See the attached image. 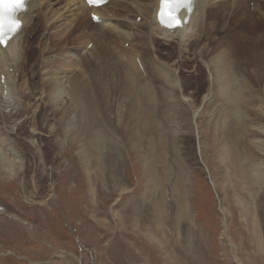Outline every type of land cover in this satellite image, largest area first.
<instances>
[{
	"label": "rangeland",
	"instance_id": "1",
	"mask_svg": "<svg viewBox=\"0 0 264 264\" xmlns=\"http://www.w3.org/2000/svg\"><path fill=\"white\" fill-rule=\"evenodd\" d=\"M247 11L251 20L264 17L263 10L251 2L244 12L237 10L235 21L243 13L247 18ZM136 15L134 13L130 19L133 21ZM88 21L86 16L82 26L84 34L75 32L74 42L63 41L66 31L56 36L50 34L56 49L49 40L46 43L49 51L44 56L59 55V68H69L71 62L82 60L79 56H87L93 48H84L86 40L95 45L93 40L85 37V32L94 31ZM211 21L214 22L212 30L209 29L200 42L188 45L187 50H183L176 40L163 42L156 37L152 38L150 46L146 45L149 49L141 48L137 40H127L125 44L120 41L115 51L107 55V51L99 46L98 51L92 53L97 55L99 52L98 61L87 63L84 83L88 86H85V93L82 91L83 100L87 101L84 105L93 111V121L87 119L84 123L75 117L70 136L64 138L56 131L48 137L47 129H43V135L33 137L31 142L25 137L30 131V119L22 124L17 122L18 126L12 131L13 138L26 140L29 144L23 145L26 155L23 180L14 178L0 183V264H264V178L253 190L257 198L255 210H252L255 220L242 214L249 208L247 202H243L244 210L225 200L224 192L215 187L219 183L218 170L210 163L212 153H204V149L214 137L216 142L222 137L227 139L226 127L221 128L224 121L219 111L223 101L213 86V74L206 66L209 58L200 59L195 55L202 45L215 54V50H221L228 42V54L234 63H239L231 70L235 77L234 89L246 98L251 97L256 107L264 108V45L261 44L264 24L261 21L256 25L249 21H236L235 24L232 18L226 28L222 26L225 19L219 17ZM37 25L34 34L29 36V45L35 46L38 39L40 21ZM115 42H111L112 47H116ZM131 47L137 51L143 71L133 66L136 72L131 69L129 77L133 80L129 81L120 59L124 60L127 52L132 53ZM152 61L155 62L151 66ZM77 70L75 68L73 72ZM158 71L164 72L163 75L156 76ZM170 79L177 82L180 90L172 83L169 85ZM127 82L138 84L139 88L150 87L151 102L155 106L153 122L146 120L147 104H144L139 119L129 112L128 104L133 98L131 93L130 96L125 94ZM182 96L183 100L187 99L185 103L181 101ZM29 103H34V107L38 104L31 100ZM39 104L37 118L41 122L46 118L47 110ZM245 109L254 114L253 109ZM20 124L22 127L19 128ZM87 124L93 125V133L101 136L98 140L95 135L87 140V130L84 131L88 129ZM256 135L264 142L263 135ZM79 142L86 146L84 155L93 156L95 162L97 157L103 166L95 163L92 170H86L78 155ZM150 146L157 154L160 148L161 162L166 165L171 182L178 169L189 177L187 201L191 219L177 223L174 202L177 196L172 195L171 190L174 183H167L169 187H165L160 196L161 167L145 165L143 161ZM185 152L191 156L185 157ZM258 153L262 156L257 155L255 159L264 160V152ZM201 154L203 156H199ZM38 155L43 160H37ZM195 156L199 162L194 160ZM262 168L259 173L264 177ZM85 173L89 174V181ZM148 183L159 185V190L149 193L146 190ZM52 191L54 197L49 196ZM161 199L166 205L163 212L158 213L157 205H161ZM223 219L228 226L229 243L221 239Z\"/></svg>",
	"mask_w": 264,
	"mask_h": 264
},
{
	"label": "bare ground",
	"instance_id": "2",
	"mask_svg": "<svg viewBox=\"0 0 264 264\" xmlns=\"http://www.w3.org/2000/svg\"><path fill=\"white\" fill-rule=\"evenodd\" d=\"M158 2L159 0H108V3L105 6L98 9H91L88 8L82 0H29L27 4V11L23 13V24L19 32L9 45L5 46V48H0V179L5 178V180H0V183L6 180H13L14 178L23 180L22 169H26V165L24 164L26 155L24 153L23 145L27 144L28 141H16V138H13L15 135L12 131L18 126V121H21L22 124L30 119V131L28 132V136H25L29 138L30 141L35 136L43 135L41 133L43 132V129H47L48 137L51 136V133L55 134L56 131H59V134L64 138L70 136L74 128L71 127V123L75 117L78 120H84V123H86L85 120L87 119L93 121V111L90 109L88 110V106L86 105V107L84 105L87 101L84 102L82 91L85 93V88L88 86L84 83L87 79L85 76L87 72V63H95L98 61L99 52L97 55H92V53L93 51L96 53L99 46H102L101 49H105L108 55L109 52L111 54L115 51L120 41L124 42L125 40L126 42L129 39L130 42L137 40V45L139 44V46L143 49H149L146 45L150 46L152 38L156 37L161 39L163 42L176 40L180 45H182L183 48H181L183 50H187L188 45L190 46L192 42L193 44L194 42H200L201 39L207 35L208 30H212L214 22H210V19L215 20V18L219 17L221 20L225 19L226 23L222 26L226 28H229L228 24L232 18L235 24L237 23L236 21H242L243 23L249 21L251 25H256L258 23L257 21H261L264 24V17L260 16L255 18V21L251 20L252 17L248 11L246 14L247 18L244 17L245 14L243 13L244 15L240 14L239 18L235 21L237 10H242L244 12V10H246V5L250 2H254V5L259 8L260 11L262 9L264 14V0H196L193 13L189 18L186 29L183 31L179 28L166 30L160 27L155 20ZM91 11L100 16L101 24H94L91 21ZM257 12L259 13V11ZM134 13H137V15L134 16L132 21L130 18ZM86 16L89 19V25L94 29V31L91 33L85 32V37L93 40L95 45L92 46L93 48L89 52L87 51V56L85 54H81L79 56L80 59L84 61V65L82 64V60H80L74 63L71 62V65L69 64V68H65L64 66L59 68V55L50 56V58H46L44 56V53L49 51L46 48V43H48L49 40L50 42L52 41V48L56 49L52 40L53 37L51 39L49 38V35L61 34L66 31L63 41L71 40L74 42L75 32L79 31L82 32L81 34H84L82 26L85 22ZM138 16H140L141 19L139 23H136L135 19ZM230 16L232 18L229 19ZM39 21L41 23V31L40 34H38L35 46L32 44L31 46L29 45V42L31 41L29 36L34 34L35 27L38 26L37 24ZM239 26H242L241 23ZM126 27H129V29L126 30ZM233 28L235 29V27ZM55 30L56 32L52 33ZM44 36H46L44 40L45 42L42 43ZM261 41V44L264 45V35ZM59 42L60 41L58 39L57 43ZM89 42L90 40H86L85 49ZM111 42H115L114 45L116 47H112ZM219 42L220 40L215 43L219 44ZM228 46L229 43L227 42L226 45L221 47V50H215L216 53L211 54L209 53L208 48L202 45L198 47L199 50L195 53V55L200 59L209 58H207L208 61L206 62V66L213 74V86L218 92V97L223 101L221 102L223 106L219 111L222 113L220 117H222V120L224 121L221 128L226 127L225 134L227 136V139H223L222 137V140H218V142H216L217 140L215 137L210 139L212 143L207 145L208 147L204 149V153L209 151L212 153L210 154V163L215 165L214 167L218 170L217 177L219 178V183L215 185L212 183L213 181L210 180L211 183L224 192L225 200L231 201L236 206H242L241 208L245 210L243 202H247V206L249 208L246 212H242V214H248L254 219L252 210H255V201L257 198L254 196L253 190L257 187L255 184L258 182L259 185L261 181L263 182L261 179L264 178L262 174L259 173L260 167L262 168V166H264V160L255 159L257 155L262 156L258 153V151L264 152L263 139L257 137L256 135V133H260V136H264V108L256 107L255 103L251 102V97L246 98L242 95V92L234 89L235 87L233 86V81L235 77L231 73V70L233 68L235 69L239 63L233 62V57L228 54ZM37 49L39 51H37ZM130 49L132 53L127 52L128 56H124V60L120 59L122 60L121 65H123V68L125 69L124 73L129 81L133 80L129 77L131 69L134 70L136 66H142L139 58L137 57V51L133 50V47ZM33 54H35V57H33ZM76 54L74 55L75 58ZM66 61L67 59L65 62ZM153 62L155 61L151 62V66L153 65ZM156 65H158L157 62ZM75 68H78L77 72H73ZM155 73L156 76L160 77L164 72L158 71ZM257 75L256 80L260 84L261 80L260 78L258 79ZM175 76L177 77V75ZM33 77L34 80H37L36 82H34ZM259 77H261V74H259ZM168 83L169 85L172 83L176 89L180 90L176 84L177 82L175 83L173 79H170ZM125 88V94L130 96L129 94L131 93V98H133L132 101L131 99L129 100L131 101V103L128 104L129 112L135 114L137 119H139L143 115L142 110L144 104H147L148 108L146 110V120H148L149 123L153 122L155 117V106L151 102L152 94L150 92V87H145V89L142 87L139 88L138 84L127 82ZM207 97L208 95L204 96V99ZM168 98L169 97H167L166 100H168ZM183 99L185 98L182 96L181 101L185 103L187 99ZM30 100L38 102V104H35L36 107L33 106L34 103H29ZM39 103H42V105L45 106L44 109L47 110V114H45L46 118L43 119L45 122L43 120L39 122V119L37 118V115L40 114L38 112V108L40 107ZM132 105H134V108H132ZM240 106L243 107V110L240 109ZM246 107L251 110L253 109L252 113L254 114H249L248 109H245ZM76 112H78L77 116ZM72 114L74 116H72ZM21 124L19 125V128L22 127ZM87 126L88 129H85L84 131L87 130L88 140L92 135H95V133H93V125H85L86 128ZM91 127L92 129H90ZM95 137L98 140L101 136L98 134L95 135ZM84 138H86V136ZM31 142H33V140ZM84 146L83 142L78 143V147L80 148L78 155H80L83 167L86 170H92L95 163L97 165L99 164L98 166H103L102 163L100 164V161H97V157L95 158V162L93 161L94 158L92 159L93 156L84 155L86 154V146ZM148 148L149 149L145 153V156L142 157L145 165L154 164L155 166L159 165L161 167L160 169L163 179L161 180L162 185L160 188V196H163V189L167 187V183H174L171 190L172 195L176 194L177 196L174 198L177 208V223L179 224L183 219H191L192 213L187 201V182L189 177H187L185 173L183 174L181 169H178L173 177L174 182H171L172 178H169L170 173L167 172L166 165L161 162L162 153L160 152V148H158V154L154 151L153 146ZM90 149H92V147ZM189 155L191 156V153L185 152V157H189ZM199 156L203 155L201 154ZM36 158L37 160L40 159V161L43 160V157H40L39 155ZM195 159L197 160L196 156L194 160ZM101 170L102 169L99 170V173ZM85 174L87 180L89 181V174ZM147 186L148 188H146V190L151 194L155 193L160 187L159 185L151 183H148ZM160 192H157V194ZM52 193L49 195L50 197H54V193ZM159 203H161V205H157V212L162 213L166 202L164 199H161ZM220 212H222L221 208ZM224 221V229L221 233V239L229 243L227 235L228 226L226 221L225 223ZM187 229L189 228L187 227Z\"/></svg>",
	"mask_w": 264,
	"mask_h": 264
},
{
	"label": "snow or ice",
	"instance_id": "3",
	"mask_svg": "<svg viewBox=\"0 0 264 264\" xmlns=\"http://www.w3.org/2000/svg\"><path fill=\"white\" fill-rule=\"evenodd\" d=\"M13 0H0V6L5 3H11ZM101 0H88L90 5H99ZM28 0H20L19 7L14 8L9 19L12 21L14 27H5L0 18V45L7 46L10 38L16 36L20 29V24L16 19L19 12L27 11ZM194 0H160V8L158 12V19L162 26L168 29H176L184 26L186 20H181L180 12L186 11L190 14L193 10Z\"/></svg>",
	"mask_w": 264,
	"mask_h": 264
},
{
	"label": "clouds",
	"instance_id": "4",
	"mask_svg": "<svg viewBox=\"0 0 264 264\" xmlns=\"http://www.w3.org/2000/svg\"><path fill=\"white\" fill-rule=\"evenodd\" d=\"M19 3H20V0H13V2L11 3H5L3 6H0V18H2V22H3V25L7 28V27H14L15 25L12 24V21L9 19L11 13H12V10L14 8H17L19 7ZM23 13L24 12H19L17 13L16 15V19L17 21L19 22L20 24V28L23 24ZM187 27V22L184 23V26L183 27H180L179 29L181 31L185 30ZM15 37L13 38H10L9 42L7 45L10 44L11 41H13Z\"/></svg>",
	"mask_w": 264,
	"mask_h": 264
}]
</instances>
